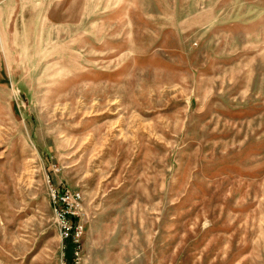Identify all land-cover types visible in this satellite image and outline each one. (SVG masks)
I'll list each match as a JSON object with an SVG mask.
<instances>
[{"label": "rangeland", "instance_id": "rangeland-1", "mask_svg": "<svg viewBox=\"0 0 264 264\" xmlns=\"http://www.w3.org/2000/svg\"><path fill=\"white\" fill-rule=\"evenodd\" d=\"M49 178L82 264H264V0H0V264H62Z\"/></svg>", "mask_w": 264, "mask_h": 264}, {"label": "built area", "instance_id": "built-area-1", "mask_svg": "<svg viewBox=\"0 0 264 264\" xmlns=\"http://www.w3.org/2000/svg\"><path fill=\"white\" fill-rule=\"evenodd\" d=\"M49 196L55 220L63 240L62 264H82V236L84 225L79 220L82 210V195L67 186H56L48 179ZM71 242V257H67L68 242Z\"/></svg>", "mask_w": 264, "mask_h": 264}, {"label": "trees", "instance_id": "trees-1", "mask_svg": "<svg viewBox=\"0 0 264 264\" xmlns=\"http://www.w3.org/2000/svg\"><path fill=\"white\" fill-rule=\"evenodd\" d=\"M71 248H72V244H71V242L69 241L68 242V251L71 253Z\"/></svg>", "mask_w": 264, "mask_h": 264}]
</instances>
